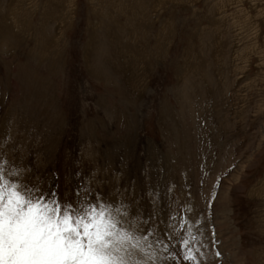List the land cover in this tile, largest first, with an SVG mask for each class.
Listing matches in <instances>:
<instances>
[{
  "label": "rangeland",
  "instance_id": "obj_1",
  "mask_svg": "<svg viewBox=\"0 0 264 264\" xmlns=\"http://www.w3.org/2000/svg\"><path fill=\"white\" fill-rule=\"evenodd\" d=\"M0 163L143 264H264V0H0Z\"/></svg>",
  "mask_w": 264,
  "mask_h": 264
},
{
  "label": "snow or ice",
  "instance_id": "obj_2",
  "mask_svg": "<svg viewBox=\"0 0 264 264\" xmlns=\"http://www.w3.org/2000/svg\"><path fill=\"white\" fill-rule=\"evenodd\" d=\"M135 214L82 187L67 199L29 186L0 163V264H143L133 256L147 234L124 227ZM181 243L194 261L190 241Z\"/></svg>",
  "mask_w": 264,
  "mask_h": 264
}]
</instances>
